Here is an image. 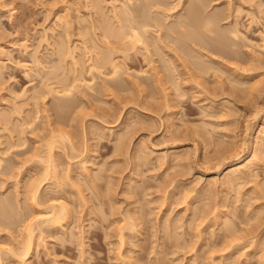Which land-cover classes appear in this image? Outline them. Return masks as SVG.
<instances>
[{
	"label": "rangeland",
	"instance_id": "374dc122",
	"mask_svg": "<svg viewBox=\"0 0 264 264\" xmlns=\"http://www.w3.org/2000/svg\"><path fill=\"white\" fill-rule=\"evenodd\" d=\"M94 1L101 3V12L108 16L117 0ZM118 1L130 5L127 0ZM161 1L165 9L171 7L169 13L152 10L153 0L131 2L135 11L131 18L151 24L144 36L152 52L137 43V48L134 45L126 53L120 42L116 45L111 39L106 44L108 40L102 38L99 28L100 11L87 6L85 0H0V113L7 118L5 122L0 117L1 264H264V145L259 167L243 175V180L229 186L221 179L224 169L250 153V140L264 126V51L259 49H264V0H205L203 8L199 0ZM118 4L114 6L122 7ZM188 10H197L200 24L207 17L215 20V34L205 36L206 49L184 38L178 39L179 47L174 44L177 34L173 36L170 30L181 33L177 19ZM111 15L108 18L114 27L122 26L123 19L127 24L126 19H131L121 15L116 20ZM153 20L160 26L154 27ZM234 23L242 38L228 33ZM155 43L158 48H153ZM59 44H63L65 54ZM67 46L72 47L68 50L76 54L74 57L65 56ZM107 47H113V61L123 66H118L120 71L115 76L109 65L101 68L102 73L92 67L98 56L89 50L107 51ZM62 60L67 65L62 67ZM196 64L212 69L208 67L203 76L198 71V75ZM52 68H56L54 72ZM74 81L83 83L74 84L67 96L50 93L49 87H74ZM84 81L92 82L91 90ZM21 93L23 97H19ZM37 97L41 99L34 103ZM61 130L71 140H61L56 146L53 158L57 168H50L55 176L50 174L51 178L42 180L38 194L39 202L66 205L67 217L54 226L39 218L37 209L42 207L32 204L26 188L44 176L48 163L39 158L46 153L44 145L52 138L48 136ZM80 164H87L88 170ZM204 208L210 209L208 214ZM126 213L133 215L132 221L139 220L133 222L135 229L129 224L128 231L133 232L124 229L126 222L132 224ZM226 218L233 231L225 230ZM29 221L34 227L38 223L39 230L35 231L33 251L23 262L20 244L32 224ZM121 236L125 238L123 244ZM7 249L21 250L15 252L19 257Z\"/></svg>",
	"mask_w": 264,
	"mask_h": 264
},
{
	"label": "bare ground",
	"instance_id": "6f19581e",
	"mask_svg": "<svg viewBox=\"0 0 264 264\" xmlns=\"http://www.w3.org/2000/svg\"><path fill=\"white\" fill-rule=\"evenodd\" d=\"M104 1V0H103ZM118 1V0H117ZM117 1H115L116 3H113L114 5L115 4H118L119 3V1L117 2ZM122 1V0H121ZM133 0H127V3L128 4H130L131 5V2H132ZM142 1V0H141ZM184 1V0H183ZM189 1V0H188ZM204 1L205 0H199L198 2H199V4H200V6L203 8V6H204ZM85 2H86V5L87 6H92V8H93V6H94V8L97 10V12H99L98 14H99V28H101V30H102V38H104V39H106V40H108L107 42H106V44H108L109 45V43H111V39H113L114 40V42L115 43H117L116 45H119L118 43L120 42V44H122V45H120L121 47H122V49L124 50V51H126V53H127V50H130L131 49V47L133 46V47H135L136 46V44L137 45H139V44H143L145 47H143V49H146L145 51L146 52H149V51H151L150 49H149V43L148 42H145L146 41V38L145 37H147V36H144V35H146V33H147V30H146V27L148 28V26H150L151 24H149L148 23V21L147 20H142V21H136L135 20V18H131V14H134L135 13V11L130 7V5L128 6L127 4L125 5L124 4V6H123V3L122 4H118V6L120 5H122V7H117V5L116 6H114V5H111L112 6V8H110L111 10H112V15H113V18H116V20H118V18H119V16H121V15H124V17L126 16L127 17V15L131 18V19H129V18H127L126 19V22H128V24L127 23H124L125 21V19H123V21H122V26H116V27H114V25H112L113 23H111V19H109L108 18V16H110V15H105L104 13H102L101 12V8L102 7H100L101 6V3L99 2V1H94V0H85ZM110 2V1H109ZM135 2H136V0H135ZM105 3V2H104ZM108 2H106V4H107ZM137 3V2H136ZM83 4V3H82ZM85 4V3H84ZM105 4V6L106 7H108L109 6V3H108V5H106ZM110 4H111V2H110ZM134 4V3H133ZM86 5H85V7H86ZM239 5V4H238ZM102 6H103V3H102ZM208 6V5H207ZM145 7V6H144ZM149 7V6H148ZM167 7H169V6H167ZM118 8H121L122 10H117ZM171 8V7H170ZM165 9L164 7H163V5H162V1L161 0H153V2H151V9L152 10H156L157 12L158 11H160V13L158 12V14H164V13H169V11L171 10V9ZM150 9V8H149ZM198 9H201L200 7L198 8ZM238 9V8H237ZM89 10H90V8H89ZM107 10V9H106ZM184 10V9H183ZM190 10V9H189ZM188 10V12H187V14L186 15H182V16H178L179 18L177 19V23H176V25H178V28H179V30H181V33H179L178 31H176V30H174V29H171L170 31H171V33H170V31H169V33L170 34H174V33H176L177 34V37L175 38V41H174V44L176 45V46H178L179 44H178V42H180V41H178V39H181V38H184V39H188V40H191V42L192 43H194V44H197L198 46H201V47H199V48H202V49H206V47H207V40L205 39V36L207 35V34H213L214 33V24L213 23H215V20H214V18H212V17H207L206 19H205V21H203V24H200V22L198 21L197 22V20H196V17H197V10H191V11H189ZM233 10V9H232ZM93 11H94V9H93ZM199 11V10H198ZM80 12V11H79ZM95 12V11H94ZM96 12V13H97ZM137 12V11H136ZM182 12V11H181ZM234 12V11H233ZM96 13H95V15H96ZM150 13V12H149ZM183 13V12H182ZM235 13H237V11L235 12ZM234 13V14H235ZM59 14V13H58ZM65 14V13H64ZM94 14V13H93ZM130 14V15H129ZM203 14H205V13H203ZM238 14V16H239V12L237 13ZM241 14V13H240ZM65 15H67V14H65ZM80 15V14H79ZM82 15V14H81ZM111 15V16H112ZM236 15V14H235ZM234 15V16H235ZM59 15H57V17H58ZM61 16H62V14H61ZM165 16V15H164ZM166 16H168V14L166 15ZM165 16V17H166ZM170 16V15H169ZM168 16V17H169ZM67 17V16H66ZM98 17V16H97ZM132 17H133V15H132ZM173 17V16H172ZM236 17H237V15H236ZM61 19V17H58V19ZM64 18V17H63ZM86 18V17H85ZM145 18H146V16H145ZM167 18V17H166ZM165 18V19H166ZM94 19H96V18H94ZM98 19V18H97ZM96 19V20H97ZM129 19V20H128ZM153 19V18H152ZM164 19V18H163ZM164 19V20H165ZM168 19V18H167ZM166 19V20H167ZM57 20V19H56ZM86 20V19H85ZM115 20V19H114ZM115 20V21H116ZM141 20V19H140ZM61 21V20H60ZM66 21H67V19H66ZM66 21L65 22H63V23H66ZM87 21V20H86ZM92 21V20H91ZM90 21V22H91ZM154 21V20H153ZM59 21H57V23H58ZM119 22V21H118ZM157 24H155V23ZM153 23H154V27H157L158 25L160 26V22H158L157 20H155ZM234 22V21H233ZM59 23H61V22H59ZM70 23V22H69ZM114 23H116V22H114ZM167 23V22H166ZM71 24V23H70ZM118 24V23H117ZM121 24V23H120ZM61 25H62V23H61ZM66 25V24H65ZM94 25H95V23H94ZM236 24L234 23V25L232 26V29H229V31H228V33H231V35L235 38V37H239V35L241 36L240 38H242V35L241 34H239L240 33V31L238 30V28L235 26ZM158 26V27H159ZM238 26V25H237ZM151 27V26H150ZM149 27V28H150ZM67 28V27H66ZM92 28V27H91ZM242 29V28H241ZM92 30V29H91ZM162 30V29H161ZM89 31V30H88ZM94 31V30H93ZM66 32H67V30H66ZM78 32V31H77ZM82 32H84V31H82ZM100 32V31H99ZM85 33V32H84ZM95 33V32H94ZM82 34V33H81ZM215 34V33H214ZM213 34V35H214ZM93 35V34H92ZM171 35V36H172ZM223 35H224V33H223ZM230 35V36H231ZM264 35V34H263ZM262 35V36H263ZM47 36V35H46ZM53 36V35H52ZM171 36H170V38H171ZM173 36H175V35H173ZM261 36V37H262ZM54 37V36H53ZM94 37V36H93ZM155 37H157L158 38V36H155ZM167 37V36H166ZM245 37V36H244ZM99 38V37H98ZM263 39H264V36L262 37ZM45 39H47V38H45ZM55 39V38H54ZM86 39V38H85ZM95 40H96V38H94ZM153 39V38H152ZM183 39V40H184ZM218 39V38H217ZM247 38L245 37L243 40H246ZM50 40V39H49ZM56 40V39H55ZM63 40V39H62ZM81 40V39H80ZM91 40V39H90ZM157 40V39H156ZM160 40V39H159ZM172 40V39H171ZM54 41V40H53ZM65 41V40H64ZM67 41V40H66ZM94 41V40H93ZM98 41V40H97ZM105 41V40H104ZM116 41H118V42H116ZM154 41V40H153ZM152 41V42H153ZM241 41V40H240ZM46 42H48V41H46ZM58 42V41H57ZM87 42V41H86ZM109 42V43H108ZM162 42V41H161ZM168 42V41H167ZM54 43V42H53ZM67 43V42H66ZM65 43V44H66ZM71 43V42H70ZM85 43V42H84ZM95 43H96V41H95ZM115 43H113V44H115ZM157 43V42H156ZM156 43L154 44V47L153 48H158V46H155L156 45ZM160 42L158 41V44H159ZM246 43H249L250 45H251V43L252 42H246ZM263 43H264V41H263ZM69 44V43H68ZM74 44H76V42L74 43ZM83 44V43H82ZM81 44V45H82ZM98 44H100V42L98 43ZM97 44V45H98ZM184 44V43H183ZM254 44V43H253ZM260 44V43H259ZM79 45V44H78ZM88 45V44H87ZM112 45V44H111ZM110 45V46H111ZM135 45V46H134ZM162 45V44H161ZM186 45V44H185ZM255 45V44H254ZM263 44L261 43V46L260 47H263L262 46ZM59 46V49L62 51L61 53L62 54H65L64 52H65V49H64V46H63V44L62 45H58ZM62 46V47H61ZM73 46H75V45H73ZM85 46V45H84ZM84 46H82V47H84ZM93 46V45H92ZM94 46H96V45H94ZM99 46H101V45H99ZM107 46V45H106ZM119 46V47H120ZM142 46V45H141ZM151 46H153V44H151ZM196 46V45H195ZM227 46V45H226ZM256 47H258V45H255ZM1 47V46H0ZM120 47V48H121ZM132 47V49H134ZM164 47V46H163ZM173 47H175V46H173ZM179 47V46H178ZM234 46H231V48H233ZM255 47V48H256ZM2 48V47H1ZM56 48V47H55ZM68 48H69V46H67V53H66V55L65 56H67V54H70V55H72L73 56V54L71 53V51L70 50H68ZM72 48V47H71ZM71 48H69V49H71ZM85 48H87V49H90V48H88V47H85ZM114 48H116L115 47V45H114ZM119 48V49H120ZM136 48H137V46H136ZM198 48V47H197ZM254 48V47H253ZM75 49V48H74ZM87 49H85V50H87ZM112 49H113V47H107V51H106V48H104V49H102V50H98V51H96V48L94 49H92L91 48V50H89V52H90V54H92V52L95 54L94 56L96 57V55L98 56V59L97 58H95V61H97L96 63L94 62V64H93V62H91V60L93 61V59H94V57H93V59H91V60H89V62H91L92 64H93V66L92 67H94V69H97V71L99 72L100 71V73H102L103 71H101V68H105V66L106 65H109L110 66V69L112 70V72L114 73H112L114 76H115V74H119V71H118V69L121 67V65L118 63H116V61L114 60L113 61V59H112V56H111V54H113V53H111V51H112ZM121 49V50H122ZM131 49V50H132ZM169 49V48H168ZM259 49H261V50H263L264 51V49L263 48H259ZM3 50V49H2ZM5 50V49H4ZM60 50H58V52H60ZM83 51H85L84 50V48L82 49ZM95 50V51H94ZM111 50V51H110ZM115 50V49H114ZM123 50H122V52H123ZM149 50V51H148ZM156 50H158V49H156ZM163 50H164V48H163ZM232 50V49H231ZM74 51H76V49L74 50ZM117 51V50H116ZM115 51V52H116ZM170 51V50H169ZM178 51V50H177ZM57 52V51H56ZM70 52V53H69ZM77 52V51H76ZM79 52V51H78ZM96 52V53H95ZM152 52V51H151ZM200 52V51H199ZM198 52V53H199ZM203 52H205V51H203ZM208 52V51H207ZM3 53V52H2ZM60 53V54H61ZM74 53V52H73ZM124 53V52H123ZM165 53V51L163 52V54ZM80 54V53H79ZM129 54V53H128ZM152 54V53H151ZM160 54H162V53H160ZM172 54V53H171ZM205 54V53H204ZM59 55V54H58ZM76 54L74 53V56H75ZM88 55H89V53H88ZM93 55V54H92ZM114 55V54H113ZM126 55V54H125ZM206 55V54H205ZM208 55V54H207ZM64 56V57H65ZM72 56H70L69 57V59L71 58V61H72ZM73 56V57H74ZM84 57H87V55L85 56V55H83ZM154 56V55H153ZM158 56V55H157ZM168 56V55H167ZM202 56V55H201ZM1 57V56H0ZM63 57V56H62ZM90 57V56H89ZM164 57V56H163ZM166 57V56H165ZM164 57V58H165ZM175 57V56H174ZM203 57V56H202ZM236 57V56H235ZM83 58V57H82ZM92 58V57H91ZM204 58V57H203ZM208 58V57H207ZM67 59H68V57H67ZM85 59H87V58H85ZM97 59V60H96ZM166 59H168L167 57H166ZM174 59H176V58H174ZM202 59V58H201ZM204 59H206V58H204ZM1 60V59H0ZM65 60H66V58H65ZM74 60V59H73ZM211 60V59H210ZM63 61V63H60L61 64V66H62V64L64 65V64H66L65 62H64V60H62ZM86 61V60H85ZM170 61V60H169ZM168 61V62H169ZM59 62H61V61H59ZM74 62L76 63L77 61H75L74 60ZM73 61H72V63H74ZM79 62V61H78ZM195 62H196V60H195ZM200 62V61H199ZM210 62V61H209ZM1 63H3V62H1ZM121 63V62H120ZM170 63V62H169ZM168 63V64H169ZM216 63V62H215ZM77 64H79V63H76V65ZM85 65H86V63H84ZM171 64V63H170ZM201 64V63H200ZM200 64H196V70H197V74L200 72V74L202 75H204V73H205V75H206V73H207V71H209V69L211 70L212 68H210L209 67V65H210V63H209V65L207 66H203V64L202 65H200ZM205 64V63H204ZM53 65V64H52ZM67 65V64H66ZM73 65V64H72ZM85 65H83V67L85 66ZM190 65V64H189ZM194 65V64H193ZM56 66V65H55ZM75 66V65H74ZM78 66V65H77ZM118 66H120V67H118ZM169 66V65H168ZM195 66V65H194ZM200 66V67H199ZM203 66V67H202ZM57 67H59V66H57ZM63 67V66H62ZM69 67V66H68ZM83 67H81V68H83ZM90 67V66H89ZM204 67H207V68H205V69H203ZM208 67H209V69H208ZM215 67V66H214ZM79 68V67H78ZM121 68H123V66L121 67ZM172 68V67H171ZM219 68V67H218ZM1 69H2V64H1ZM53 69H56V68H52L51 70H52V72H54L53 71ZM58 69H60V68H58ZM74 69V68H73ZM94 69H89L91 72L92 71H95L96 72V70H94ZM102 69V70H103ZM124 69H127V68H124ZM208 69V70H207ZM214 69V68H213ZM216 69V68H215ZM67 70V69H66ZM65 70V71H66ZM105 70V69H104ZM218 70V69H217ZM222 70V69H221ZM70 71V70H69ZM79 71H81V69L79 70ZM173 71V70H172ZM175 71V70H174ZM173 71V72H174ZM199 71V72H198ZM58 72H59V70H58ZM166 72V71H165ZM170 72V71H169ZM49 73H50V71H49ZM57 73V72H56ZM69 73V72H68ZM93 73V72H92ZM99 73V74H100ZM110 73V74H111ZM175 73V72H174ZM226 73V72H225ZM231 73V72H230ZM234 73V72H233ZM76 74V73H75ZM80 74V73H79ZM81 74H82V72H81ZM111 74V76L112 77H114L113 75ZM48 75V74H47ZM94 75V74H93ZM106 75V74H105ZM137 75H139V74H137ZM171 75H173V74H171ZM199 75V74H198ZM202 75V76H203ZM65 76V75H64ZM101 76H103L102 74H101ZM123 76V75H122ZM54 77H57V76H55L54 75ZM58 77H60V76H58ZM80 77H82V76H80ZM112 77H110V76H108V80L110 79H112ZM117 77V76H116ZM115 77V78H116ZM77 79V78H76ZM92 79H93V77H92ZM175 79V78H174ZM56 80V79H55ZM78 80V79H77ZM83 80V79H82ZM95 80V79H94ZM114 80V78L111 80V81H113ZM169 80V79H168ZM92 81V80H91ZM174 81H176V80H174ZM244 81V80H243ZM63 82V81H62ZM75 82V81H74ZM87 82H89V81H86V83H85V81H84V83L86 84V87H85V84H83L84 85V89L86 88L87 90H91L92 88L89 86V84L90 83H92V82H89V83H87ZM177 82V81H176ZM229 82V81H228ZM248 82V81H247ZM64 83V82H63ZM79 83V82H78ZM78 83H72V85L74 86V84H78ZM83 83V82H82ZM82 83H79L80 85L82 84ZM230 83V82H229ZM232 83V82H231ZM67 84H69V83H67ZM245 84H246V82H245ZM48 85V84H47ZM71 85V86H72ZM91 85V84H90ZM93 85V84H92ZM174 86L175 85H177V84H173ZM61 86V88L59 89V87H58V89H51L50 87H49V90H50V93L52 92V91H55V92H63V95L65 94V93H67L68 94V92L69 91H72V89L73 88H75L76 86H74V87H67V86H65V84H63V85H60ZM79 86V85H78ZM172 86V85H171ZM237 86V85H236ZM245 85H243L242 87H244ZM52 87V86H51ZM54 87V86H53ZM57 87V86H56ZM82 86H80V88H81ZM246 87V86H245ZM69 88L71 89V90H69ZM78 88V87H77ZM76 88V89H77ZM83 88V87H82ZM91 88V89H90ZM46 89H47V87H46ZM76 89H74V90H76ZM79 89V88H78ZM176 89H177V86H176ZM234 89V88H233ZM174 91H175V89H173ZM27 91V90H26ZM43 91L45 92L46 90H44L43 89ZM178 91H180L179 90V88L177 89V91H175V92H178ZM25 92V91H24ZM24 92H23V94H24ZM35 92V91H34ZM49 92V91H48ZM73 92V91H72ZM71 92V93H72ZM243 93H244V91H242ZM26 93V92H25ZM54 93V92H53ZM57 93H54V95L55 94H57ZM70 93V92H69ZM179 93V92H178ZM12 94V93H11ZM16 94V93H15ZM31 94V93H30ZM38 94V93H37ZM46 94H48V93H46ZM45 94V95H46ZM67 94H65L66 96H67ZM239 94V93H238ZM29 95V94H28ZM28 95H26V96H28ZM57 95H59V94H57ZM60 95H62V93L60 94ZM64 95V96H65ZM71 95V94H70ZM70 95H68V97L70 96ZM179 95V94H178ZM178 95H176L177 97H178ZM181 95V94H180ZM179 95V96H180ZM20 96H22V93H21V95L19 94V97ZM30 96V95H29ZM38 96V95H37ZM41 96V95H40ZM42 96H43V94H42ZM41 96V97H42ZM72 96V95H71ZM16 97H18V96H16ZM18 97V98H19ZM23 97V96H22ZM24 97H25V95H24ZM41 97L39 98V97H37V99H34V103H36L37 102V100H38V98L39 99H41ZM44 97V96H43ZM60 97H62V96H60ZM8 98V97H7ZM33 98H36V97H33ZM58 98V97H57ZM1 99V98H0ZM27 100V99H26ZM39 101V100H38ZM2 109V108H1ZM9 109V108H8ZM13 111H14V109H13ZM18 110H16V112H17ZM64 114V113H63ZM0 117L2 118V120L3 121H7V118H6V115L5 114H3L2 112L0 113ZM11 115V114H10ZM129 117V116H128ZM9 119H10V117H9ZM129 119V118H128ZM127 119V120H128ZM11 121V120H10ZM263 123V122H262ZM10 125V124H9ZM170 126V125H169ZM4 127H5V125H4ZM14 127V126H13ZM93 127V126H92ZM91 127V128H92ZM6 128H8L9 129V127H6ZM95 128V127H94ZM97 128V127H96ZM8 129H6V130H8ZM16 129V128H15ZM60 129V128H59ZM62 129V128H61ZM100 129V128H99ZM259 129V128H258ZM252 130V129H251ZM250 130V131H251ZM18 131H19V129H18ZM95 131V130H94ZM97 131V130H96ZM99 131V130H98ZM102 131V130H101ZM9 132V131H8ZM16 132V131H15ZM20 132V131H19ZM57 132V131H56ZM119 132V131H118ZM9 133H11V132H9ZM51 133V132H50ZM55 133V132H54ZM53 133V134H54ZM58 133V135L56 134L55 136L53 135V134H51V136H48L49 138L50 137H52L51 138V140H49L48 141V143H47V140H46V145H44L45 146V150L44 151H46V153H45V155L44 154H40L41 155V158H39L40 156H37L39 159H42V161L44 160V162H47L48 164H47V167L45 168V173H44V176H43V179H41L42 178V176L40 177V179H38V182H37V180H36V182L37 183H35V181L33 182V183H35V184H30L29 182V185H27L28 187L26 188V189H28L29 190V192H28V190H26V193L28 192V193H30L29 195L31 196V199L30 198H28V199H30V200H32L33 201V203L32 204H34V206H36L37 208L38 207H42V209L41 210H38L37 209V212H39V213H37V215H39L40 217L39 218H41V216L43 217L42 219L45 221H48V222H50V224L49 225H57V223L58 224H60V223H62L61 221H64V219L67 217V213H68V209L65 207L66 205L64 204L63 205V203L62 204H59V203H57V204H59V205H57L56 203H54V204H52L51 202H49L48 204H50V205H48L46 202H39V196H38V194H39V191H40V188H41V185H42V180L44 181V180H46V177L47 176H49L50 174H51V170H50V168L54 171L55 170V168H57L56 167V165L54 164V158L53 157H55L54 156V150H55V148L57 149V147H59L60 145H59V143H61V140L63 141L64 139H66L67 141H70L71 139H70V137L68 136V134L64 131L63 132V130H61V131H59V132H57ZM93 133V132H92ZM255 133H257V132H255ZM12 134V133H11ZM22 134V133H21ZM96 134V133H95ZM94 134V135H95ZM100 134H103V133H100ZM113 134V133H112ZM110 135V134H109ZM114 136V135H113ZM123 136V135H122ZM209 136V135H208ZM103 137H105V136H103ZM118 137V136H117ZM116 137V138H117ZM210 137V136H209ZM252 137V136H251ZM21 138V137H20ZM59 139V140H57V139ZM119 138H120V136H119ZM119 138H117V139H119ZM123 138V137H122ZM205 138H206V136H205ZM212 138V137H211ZM210 138V139H211ZM253 138V137H252ZM46 139H48V138H46ZM250 139V138H249ZM94 140V139H93ZM92 140V141H93ZM212 140H213V138H212ZM66 141V142H67ZM118 141H120V140H118ZM122 141H123V139H122ZM205 141V140H204ZM209 141V140H208ZM211 141V140H210ZM249 141V140H248ZM18 142V141H17ZM121 142V141H120ZM223 142V141H222ZM63 143V142H62ZM94 143V142H93ZM124 142H122V144H123ZM211 144H212V142H210ZM249 143V142H248ZM18 144V143H17ZM68 144L70 145V147L69 148H71V146H72V148L70 149L72 152H74L73 151V149H74V147H73V145H71L70 144V142H68ZM73 144V143H72ZM223 144V143H222ZM221 144V145H222ZM58 145V146H57ZM63 145V144H62ZM61 145V146H62ZM120 145H121V143H120ZM120 145H118V146H120ZM263 145H264V126L262 125L261 127H260V129H259V131H258V133H257V135H256V137H255V135H254V138L253 139H251L250 140V146L252 147V149H251V151H249L250 153L245 157V158H243V156L242 157H238L237 158V160H236V163H234L233 165H231V166H229V167H227L226 169H224V171H222V180L225 182V183H227V184H229V186H234L233 184H235V182H236V184H237V182L239 181V180H243L244 178V176L243 175H245V174H249V171H251L252 169H254V168H257V166L260 164V160H261V158L260 157H263V151H262V148H263ZM57 146V147H56ZM122 146H124V145H122ZM122 146H120V147H122ZM220 147V146H219ZM224 147V146H223ZM226 147H227V145H226ZM246 147V146H245ZM44 148V147H43ZM249 148V147H248ZM118 149H120L119 147H118ZM139 149V148H138ZM222 149V148H221ZM220 148H219V150H221ZM75 150V149H74ZM121 150H123L122 148L120 149V151ZM228 150V149H227ZM42 151V150H41ZM138 151V150H137ZM140 152H141V150H139ZM244 151V150H243ZM261 151H262V153H261ZM147 152V151H146ZM222 152V151H221ZM37 153V152H36ZM39 153V152H38ZM227 153H228V151H227ZM244 153V152H243ZM137 154L138 153H136V157H137ZM143 154V153H142ZM146 154V153H145ZM172 154V153H171ZM246 154V153H245ZM38 155V154H37ZM44 155V156H43ZM148 155V154H147ZM147 155H145V156H147ZM180 155V154H179ZM178 155V156H179ZM262 155V156H261ZM140 156V155H139ZM89 157V156H88ZM168 157V156H167ZM169 157H171V155L169 156ZM236 157V156H235ZM37 158V159H38ZM138 158V157H137ZM137 158H135L137 161H141L140 159H137ZM173 158V157H172ZM172 158H170V160L171 161H174V160H172ZM176 158V157H175ZM264 158V157H263ZM167 159H169V158H167ZM174 159V158H173ZM184 159V158H183ZM182 159V160H183ZM145 160V159H144ZM164 160H165V158H164ZM165 161H167V160H165ZM164 161V162H165ZM176 161H177V159H176ZM87 162V161H86ZM163 162V160L161 161V163H164ZM83 163V162H82ZM84 163H85V161H84ZM141 163V162H140ZM171 163V162H170ZM175 163V162H174ZM264 163V162H263ZM45 164V163H44ZM138 164H139V162H138ZM166 164V163H165ZM55 165V166H54ZM81 165V164H80ZM87 165V164H86ZM86 165L84 166L83 164L80 166V167H83V168H85V170H88V167H86ZM161 165V164H160ZM164 165V164H163ZM262 166V165H261ZM139 167V166H138ZM259 167V166H258ZM82 168V170L83 171H85L84 169ZM92 168V167H91ZM80 169V168H79ZM78 170V169H77ZM81 170V169H80ZM81 170V171H82ZM79 171V170H78ZM56 172V171H55ZM54 172V173H55ZM87 172V171H86ZM85 172V173H86ZM248 172V173H247ZM253 172V171H252ZM251 173V172H250ZM81 174H83V172L81 173ZM87 175H85L86 176V178H87V176H88V173H86ZM52 176L54 175L55 176V174H51ZM79 175V174H78ZM84 175V174H83ZM255 175V174H254ZM51 176V177H52ZM247 176V175H246ZM250 176H252V175H250ZM249 176V177H250ZM50 177V176H49ZM50 177V178H51ZM100 177V176H99ZM248 177V178H249ZM48 178V177H47ZM85 178V177H84ZM88 178H89V176H88ZM213 178V177H212ZM220 178V177H219ZM251 178V177H250ZM61 179V178H60ZM59 179V180H60ZM90 179H91V177H90ZM98 179V178H97ZM217 179V178H216ZM56 180V179H55ZM133 180V179H132ZM131 180V181H132ZM135 180V179H134ZM212 180V179H211ZM57 181V180H56ZM92 181V180H91ZM219 181H221V180H219ZM1 182V181H0ZM32 182V181H31ZM60 183H61V180L59 181ZM211 182V181H210ZM209 182V183H210ZM222 182V181H221ZM59 183V184H60ZM91 183H93V182H91ZM91 183H88V184H91ZM223 183V182H222ZM239 183H241V182H239ZM63 184V183H62ZM86 184V183H85ZM207 184V183H206ZM212 184H214V183H212ZM212 184H210V185H212ZM61 185V184H60ZM215 185V184H214ZM213 185V186H214ZM221 185V187H222V185L223 184H220ZM3 186V185H2ZM87 186V185H86ZM129 186H130V184H129ZM128 186V187H129ZM217 186V185H216ZM202 187H204V186H202ZM225 187H228V186H225ZM238 187V186H237ZM2 188V187H1ZM93 188H94V185H93ZM212 188H215V187H212ZM217 188V187H216ZM129 189V188H128ZM179 189H181V188H179ZM201 189V188H200ZM205 189V188H204ZM184 190H185V188H184ZM202 190V189H201ZM200 190V191H201ZM206 190V189H205ZM214 190V189H213ZM213 190H212V192H213ZM239 190V189H238ZM186 191H188V190H186ZM199 191V192H200ZM209 191V190H208ZM215 191V190H214ZM231 191H232V189H231ZM130 192V191H129ZM184 192V191H183ZM198 192V191H197ZM227 192V191H226ZM240 192V191H239ZM128 193V192H127ZM185 193V192H184ZM228 193H229V191H228ZM252 193H254L253 192V190H252ZM108 194H109V192H108ZM232 194V193H231ZM242 194V192H240V194L239 195H241ZM263 194H264V192H263ZM263 194H262V196H263ZM184 195V194H183ZM197 195V194H196ZM203 195H204V193H203ZM207 195H208V193H207ZM211 195V194H210ZM215 195V194H214ZM227 195V194H226ZM261 195V194H260ZM26 196H27V194H26ZM107 196V195H106ZM131 196V195H130ZM198 196V195H197ZM196 196V197H197ZM205 196V195H204ZM238 196V195H237ZM236 196V197H237ZM256 196V195H255ZM27 197H29V196H27ZM189 197H192V196H189ZM241 197V196H240ZM239 197V198H240ZM41 198V197H40ZM194 198V197H193ZM238 198V199H239ZM185 199H186V197H185ZM192 199V198H191ZM213 199H214V197H213ZM213 199H212V201H213ZM241 199V198H240ZM42 200V199H41ZM188 200V197H187V199H186V201ZM203 200V199H202ZM226 200H228V199H226ZM196 201V200H195ZM225 201V200H224ZM239 202H240V200H238ZM1 202V201H0ZM31 202V201H30ZM54 202V201H53ZM209 202V201H208ZM208 202H206V203H208ZM225 203H226V201H225ZM32 204H30V205H32ZM45 204H47V206L45 205ZM212 204V203H211ZM216 204V203H215ZM2 205V204H1ZM113 205V204H112ZM213 205H214V203H213ZM218 205V204H217ZM228 205V204H227ZM261 205V204H260ZM260 205H258L259 207H260ZM18 206V205H17ZM21 206V205H20ZM44 206V207H43ZM114 206V205H113ZM112 206V207H113ZM205 206V205H204ZM208 206V205H207ZM207 206H205V208L207 207ZM219 206V205H218ZM31 207V206H30ZM32 207H33V205H32ZM209 207H211V206H209ZM217 206H215V208H216ZM221 207V206H220ZM224 207V206H223ZM226 207V206H225ZM264 207V206H263ZM263 207H262V209H263ZM18 208H19V206H18ZM17 208V210H19L20 211V209H18ZM34 208V207H33ZM44 208V209H43ZM205 208H204V210H205ZM215 208L213 207V209L215 210ZM219 208V207H218ZM218 208H216V210L218 209ZM32 209V208H31ZM194 209V208H193ZM220 209V208H219ZM261 209V208H260ZM261 209V210H262ZM16 210V211H17ZM206 210H210L209 208L208 209H206ZM205 210V211H206ZM213 210V214H214V212L216 211H214ZM222 210H224V209H222ZM255 210V209H254ZM32 211H34V209L32 210ZM136 211V210H135ZM203 211V210H202ZM218 211V210H217ZM12 212V211H11ZM128 212V211H127ZM130 212V211H129ZM208 211H206V212H204V213H206V214H208L207 213ZM226 212V211H225ZM224 212V213H225ZM19 213V212H18ZM202 213V212H201ZM204 213H202V214H204ZM1 214V213H0ZM17 214V213H16ZM31 214H33V213H31ZM212 214V213H211ZM217 214H218V216H219V212H217ZM216 214V215H217ZM10 215V214H9ZM22 215V214H21ZM126 215H127V213H126ZM132 215V214H131ZM130 215V216H131ZM135 215V214H134ZM137 215V214H136ZM227 215V214H226ZM261 215V214H260ZM18 216V215H17ZM17 216H15V217H17ZM19 216H20V213H19ZM24 215H22V217H23ZM128 216V215H127ZM130 216H128L127 218V221H132L131 220V217ZM133 216V215H132ZM200 216V215H199ZM217 216V217H218ZM223 216V215H222ZM3 217V216H2ZM7 217H8V215H7ZM14 217V216H13ZM21 217V218H22ZM32 217H33V215H32ZM201 217V216H200ZM213 217H214V215H213ZM226 217V216H225ZM262 217V216H261ZM1 218V217H0ZM6 218V217H5ZM20 218V217H19ZM34 218V217H33ZM38 218V217H37ZM214 218H216V217H214ZM221 217L219 216V219L218 218H216V219H218L219 221L221 220L220 219ZM255 218H257V217H255ZM4 219V218H3ZM28 219H29V217H28ZM30 219H31V217H30ZM34 219H36V217L34 218ZM133 220H134V218H132ZM196 219V218H195ZM201 219V218H200ZM199 219V220H200ZM203 219V218H202ZM223 219V218H222ZM227 219V218H226ZM137 220V221H136ZM135 220V222H138L139 220L138 219H136ZM213 220V219H212ZM10 221H11V218H10ZM28 221V220H27ZM32 221H33V219H32ZM32 221H29V222H31L32 223ZM172 221V220H171ZM214 221H215V219H214ZM222 221V220H221ZM227 222H224V220H223V223H227L228 224V221H229V219H227L226 220ZM36 222H40V221H36ZM43 222V221H42ZM134 221H132V224L131 223H129V222H126L127 224H126V227H128V228H126L125 226H124V229L125 230H127L128 231V229H130V227H129V224H130V226L131 225H135L134 223H133ZM230 222V226H232L233 224H231V221H229ZM9 223V222H8ZM213 223V221L211 222V224ZM220 223V222H219ZM27 224H28V222H27ZM34 224L35 223H32V224H30V226H29V228H28V231H27V235L25 236V240H24V242L22 243L21 242V244H20V246H23V249H21L22 250V252H21V256H20V259L23 261V262H25V259L26 258H28L29 257V255L32 253V251H33V247H34V242H35V231L36 230H39L38 228H39V224L37 223L36 224V227H34ZM43 224H45V223H43ZM137 224V223H136ZM167 224V223H166ZM170 224H171V222H170ZM217 223H214V225H216ZM221 224V223H220ZM29 225V224H28ZM37 225H38V228H37ZM54 225V226H55ZM209 225V224H208ZM131 226L132 228H134L135 229V227L136 226ZM138 226V225H137ZM217 226V225H216ZM40 227H41V225H40ZM43 227V226H42ZM51 227H53V226H51ZM223 227V226H222ZM226 227V225L224 226V228ZM227 227L228 228H225V230L226 229H230V227H229V224L227 225ZM233 227V226H232ZM37 228V229H36ZM48 228V227H47ZM167 228H169V227H167ZM42 229V228H41ZM53 229V228H52ZM47 229L45 228V231H46ZM50 230V229H49ZM137 230H138V228H137ZM168 230V229H167ZM217 230V229H216ZM220 230V229H219ZM231 231H233L234 230V228L232 229H230ZM44 231V230H43ZM123 231V230H122ZM133 232V229L132 230H130V231H128V232ZM135 231V230H134ZM228 231V230H227ZM136 232V231H135ZM137 232H140V231H137ZM136 232V233H137ZM228 232H230V231H228ZM227 232V233H228ZM200 234V233H199ZM131 235V234H130ZM216 235V234H215ZM132 237V236H131ZM123 239H125V238H123L122 236H121V241H122V243L121 244H123V242L125 241H123ZM23 241V240H22ZM0 248H2V247H0ZM22 248V247H21ZM19 250V249H18ZM17 249H16V251H14V250H11V249H7V250H5V251H8L10 254H13V256H16L17 254L15 253V252H17L18 251ZM21 250H19V251H21ZM2 251H4V249L2 248V250H1V252ZM13 251V252H12ZM0 252V253H1ZM18 255H19V252H18ZM17 255V256H18ZM12 256V257H13ZM243 256H246V255H244L243 254ZM19 257V256H18ZM3 260V258L1 259V256H0V264H1V261ZM129 263H131V262H129ZM24 264V263H23ZM26 264V263H25Z\"/></svg>",
	"mask_w": 264,
	"mask_h": 264
}]
</instances>
